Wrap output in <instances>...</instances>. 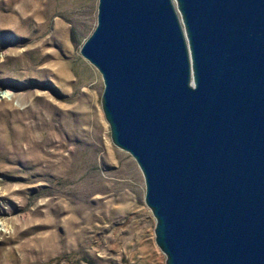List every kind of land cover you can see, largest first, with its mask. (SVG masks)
I'll return each instance as SVG.
<instances>
[{
  "label": "water",
  "instance_id": "water-1",
  "mask_svg": "<svg viewBox=\"0 0 264 264\" xmlns=\"http://www.w3.org/2000/svg\"><path fill=\"white\" fill-rule=\"evenodd\" d=\"M101 74L166 264H264V0H99Z\"/></svg>",
  "mask_w": 264,
  "mask_h": 264
},
{
  "label": "rangeland",
  "instance_id": "rangeland-1",
  "mask_svg": "<svg viewBox=\"0 0 264 264\" xmlns=\"http://www.w3.org/2000/svg\"><path fill=\"white\" fill-rule=\"evenodd\" d=\"M98 5L0 0V264H166L80 53Z\"/></svg>",
  "mask_w": 264,
  "mask_h": 264
},
{
  "label": "bare ground",
  "instance_id": "bare-ground-1",
  "mask_svg": "<svg viewBox=\"0 0 264 264\" xmlns=\"http://www.w3.org/2000/svg\"><path fill=\"white\" fill-rule=\"evenodd\" d=\"M9 94H10V92H9Z\"/></svg>",
  "mask_w": 264,
  "mask_h": 264
}]
</instances>
